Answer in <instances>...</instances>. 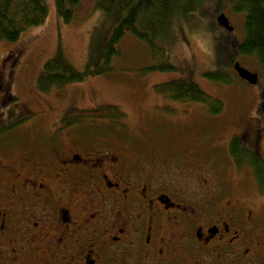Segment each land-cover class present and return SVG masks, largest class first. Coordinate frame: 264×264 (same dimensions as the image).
<instances>
[{"label": "flooded vegetation", "instance_id": "obj_1", "mask_svg": "<svg viewBox=\"0 0 264 264\" xmlns=\"http://www.w3.org/2000/svg\"><path fill=\"white\" fill-rule=\"evenodd\" d=\"M11 55L0 64V105ZM17 106L11 125L31 111ZM104 120L119 130L121 120ZM41 123L0 133V264H264V203L230 156L234 140L259 156L247 126L216 143L231 159L227 173L207 166L185 133H150L147 122L126 136L62 116Z\"/></svg>", "mask_w": 264, "mask_h": 264}, {"label": "rangeland", "instance_id": "obj_2", "mask_svg": "<svg viewBox=\"0 0 264 264\" xmlns=\"http://www.w3.org/2000/svg\"><path fill=\"white\" fill-rule=\"evenodd\" d=\"M220 2L206 0L196 10L174 18L164 35L156 40L155 48L126 30L116 44L118 52L106 61L101 54V45L111 27L106 12L97 10L85 19L64 22L57 14L55 1L45 0L48 14L43 23L24 30L15 41L0 40V64L6 54H12L6 63L7 66L12 64L10 69L14 73L9 95L0 105V133L1 130L2 134L20 133L22 129L32 127L35 121H41L44 128L49 127L62 112L73 107L112 105L123 113L118 131L104 119L94 123L88 121L90 119L84 120L76 127H95L126 136L145 131L147 127L143 126L147 122L151 124L150 133H167L169 138L185 133L183 142L194 139L192 148L206 154L207 166H219L230 173L228 161L231 159L225 148L216 143L244 125L249 129V137L259 135V156L254 154L255 146L249 144V148L245 143H240L230 156L237 160L240 173L249 174V184L253 183L260 195L257 198L264 203V76L253 56L237 55L235 60L259 72L256 84L242 81L233 72L228 57L230 49L244 38V13L233 11L229 1L223 0L221 12L233 26L232 30H227L216 20ZM57 52L79 71H103L38 93L36 80L43 63ZM214 70L224 73L230 82L215 81L205 75ZM175 79L194 82L219 102L220 110L212 113L208 104H205L207 109L202 110L190 100L185 107V103L158 88V85ZM22 102L31 111L24 114L21 122L11 125L18 119L17 105ZM150 105L147 114L150 119L141 123L140 118L144 115L141 112ZM183 107L189 111L182 112ZM43 109H49V112Z\"/></svg>", "mask_w": 264, "mask_h": 264}, {"label": "trees", "instance_id": "obj_3", "mask_svg": "<svg viewBox=\"0 0 264 264\" xmlns=\"http://www.w3.org/2000/svg\"><path fill=\"white\" fill-rule=\"evenodd\" d=\"M58 16L69 22L73 19H85L97 10L105 11L111 21L109 36L101 45V54L107 61L117 53L116 44L126 30L136 38L155 48L156 40L164 35L174 18L196 10L206 0H54ZM235 12L244 13V38L230 49L228 57L230 65L235 56L255 57L264 76V0H228ZM224 2L221 0L219 15ZM48 8L45 0H0V40L15 41L20 34L32 27L43 23L47 17ZM173 68L172 66H167ZM103 69L83 71L77 70L64 55L57 52L43 63L36 80L38 92H49L52 88H59L74 81L83 80L88 74L102 72ZM205 75L215 81L229 83L224 73L220 71L206 72ZM171 98L176 100H190L210 106L212 113L220 109L219 102L208 95L192 81L183 79L171 80L158 85ZM62 121L71 126L88 119L122 120L123 113L116 106H98L79 109L77 107L61 113ZM89 121V120H88ZM240 142H232L231 151L239 146ZM256 155V152L254 151ZM256 165L258 160L254 158ZM260 172V168H256ZM262 176V174H261Z\"/></svg>", "mask_w": 264, "mask_h": 264}, {"label": "water", "instance_id": "obj_4", "mask_svg": "<svg viewBox=\"0 0 264 264\" xmlns=\"http://www.w3.org/2000/svg\"><path fill=\"white\" fill-rule=\"evenodd\" d=\"M217 22L226 28L227 30H232L233 26L229 24V20L224 13H220L216 17ZM233 70L236 72L239 78L243 79L249 84H256L258 81V73L249 70L248 68L239 64L235 61L232 65Z\"/></svg>", "mask_w": 264, "mask_h": 264}]
</instances>
